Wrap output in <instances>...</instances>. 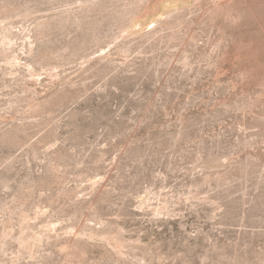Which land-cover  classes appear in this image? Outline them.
Returning a JSON list of instances; mask_svg holds the SVG:
<instances>
[{"label":"rangeland","instance_id":"1","mask_svg":"<svg viewBox=\"0 0 264 264\" xmlns=\"http://www.w3.org/2000/svg\"><path fill=\"white\" fill-rule=\"evenodd\" d=\"M0 264H264V0H0Z\"/></svg>","mask_w":264,"mask_h":264}]
</instances>
